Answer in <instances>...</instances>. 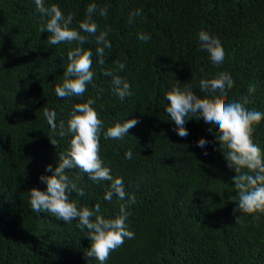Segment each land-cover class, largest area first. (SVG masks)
Returning a JSON list of instances; mask_svg holds the SVG:
<instances>
[{"label": "trees", "instance_id": "16d2710c", "mask_svg": "<svg viewBox=\"0 0 264 264\" xmlns=\"http://www.w3.org/2000/svg\"><path fill=\"white\" fill-rule=\"evenodd\" d=\"M92 3L97 35L110 29L112 47L101 65L95 36L81 33L88 36L83 47L93 52V84L82 97L60 99L54 88L76 43L50 45V33L39 32L46 18L33 0H0V264H98L86 255L90 241L76 221L34 213L29 204V190L45 189L38 177L51 175L46 166L55 168L71 139L52 134L45 110L57 113V124H67L74 105L89 98L96 100L104 124L100 158L114 177L123 178L126 197L105 201L110 182L94 183L76 168L66 174L85 195L73 192L70 199L78 206L99 204L105 218L127 204L128 228L135 234L106 264H264V214L234 211L236 173L209 138L212 133L189 117L184 125L189 137L181 138L165 111V95L179 82L191 85L205 106L247 97L248 109L264 112V0H46L45 6L73 15L71 27L78 30ZM102 8L106 16L99 14ZM137 10L141 14L132 17ZM201 30L222 45L228 58L224 71L215 70L200 50ZM139 33H149L150 41L139 40ZM117 62L125 65L123 71ZM105 71L128 81L134 95L123 102L114 96ZM222 75L234 80L228 96L204 99L203 84ZM132 118L138 123L129 136L105 139L108 127ZM253 141L264 149V121L255 126ZM204 143L217 149L209 153L210 162L199 152Z\"/></svg>", "mask_w": 264, "mask_h": 264}, {"label": "clouds", "instance_id": "9594fccd", "mask_svg": "<svg viewBox=\"0 0 264 264\" xmlns=\"http://www.w3.org/2000/svg\"><path fill=\"white\" fill-rule=\"evenodd\" d=\"M36 11L46 22L41 24L39 32L47 30L50 33L48 43L58 45L61 43H76V47L67 52V64L63 71V80L54 88V92L60 99L82 97L88 90V85L93 84L95 73L92 71L93 52L90 48H84L88 42V35L95 36L96 56L98 63H105V49L112 47L108 40L111 31L107 29L99 32L98 26L93 20V14L97 11V5L92 3L87 8V19L79 24L78 30L71 27L73 15L65 16L58 5L46 7V0H33ZM101 16L107 15V9L99 11ZM137 10L131 16L140 15ZM200 50L211 61L217 71H224L228 64V58L222 45L213 40L206 30L198 32ZM137 38L145 43L150 41L149 33H139ZM119 71L125 69L123 63L117 62ZM105 76H112L111 91L122 102L127 97L134 95L132 85L111 71H105ZM207 79V77H205ZM95 86V85H93ZM204 99L215 100L217 97L228 96L229 90L234 87V80L228 75H222L214 84H203ZM249 94L255 92L254 87L248 89ZM167 106L166 113L176 125L174 131L181 138L189 137V130L184 127L186 118H191L195 126L206 127L212 133L210 139L219 144L227 167L234 170L236 175L232 179L233 189L236 193L230 199L236 204L234 211L240 214H264V149L253 141V132L256 125L264 121V112L250 110L245 105L249 103L247 97L238 101L217 103L205 106L194 94L191 85L181 87L179 82L165 95ZM96 100L87 99L84 103L75 104L71 118L65 124L56 123L57 113L53 110H45L46 124L53 135L61 138L71 136L69 148L59 155V162L52 168L46 166V171L51 175H40L39 181L45 185L42 191L38 188L29 190V204L34 213L47 212L64 223L71 224L76 221V227L88 238L90 247L86 255L95 259L98 264H106L111 252L121 247L126 239H133L134 233L128 228L129 212L127 204L119 206V213L112 218H105L101 214V207L96 204L78 206L74 199H70L75 192L83 197L85 192L78 187L69 176L67 170L80 169L88 179L94 183L109 181L103 199L112 202L115 196L123 201L126 197L125 183L122 177H114L112 169L105 165L100 158V132L104 127L103 121L98 118V112L94 108ZM135 118L114 123L105 132V139L122 140L129 136V130L136 126ZM188 141V140H186ZM190 142V141H188ZM51 144L57 145L55 140ZM217 149L204 143L199 152L210 162L209 153ZM132 151L125 153L126 159H132ZM134 202V197L129 196ZM240 216L237 218L239 220ZM258 219V215L252 216Z\"/></svg>", "mask_w": 264, "mask_h": 264}]
</instances>
